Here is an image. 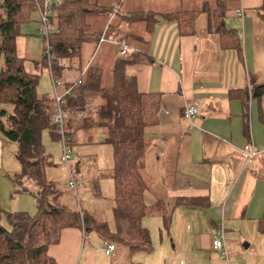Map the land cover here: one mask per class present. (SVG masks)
Listing matches in <instances>:
<instances>
[{
  "label": "crops",
  "instance_id": "1",
  "mask_svg": "<svg viewBox=\"0 0 264 264\" xmlns=\"http://www.w3.org/2000/svg\"><path fill=\"white\" fill-rule=\"evenodd\" d=\"M217 2L193 0L160 12L198 11L194 35L180 36L176 23L162 21L146 36L143 23L122 16L118 29L107 27L103 41L95 49L88 46L90 64L103 66L101 60L94 63L97 50L112 62L120 53L132 62L126 70L138 90L160 94L158 124L146 129L143 174L149 188L144 201L150 208L164 204L170 228L164 229L162 214L145 217L151 238L153 230L159 238L152 253L129 259L120 252L124 248L106 255L105 241L88 243V230L67 228L60 243L49 248L57 264H264V234L258 228L264 216V96L261 101L252 97L253 88L264 84V0H240L226 13L224 26L237 31L241 52L223 49L220 35L210 31L209 10ZM238 9L244 15L236 20ZM122 11L123 4L110 23ZM123 46L129 48L126 55ZM194 100L200 103L199 113L188 121L185 109ZM246 145L257 150L250 163L242 156ZM12 183L13 199L17 190ZM219 228L227 255L213 248Z\"/></svg>",
  "mask_w": 264,
  "mask_h": 264
},
{
  "label": "trees",
  "instance_id": "2",
  "mask_svg": "<svg viewBox=\"0 0 264 264\" xmlns=\"http://www.w3.org/2000/svg\"><path fill=\"white\" fill-rule=\"evenodd\" d=\"M44 1L0 0V104L4 107L0 112V133L16 145L15 158L21 172L12 178L13 182L21 186L20 192L33 196L37 204V213L31 216L26 212H6L0 201V264H57L49 248L60 243L61 233L67 228L95 232L107 244L124 248L130 254L152 253L154 246L149 230L143 225L144 218L162 214L167 231L171 220L163 203L150 208L144 201L149 188L143 174L148 148L146 129L158 124L160 94L138 90L126 70L132 63L128 59L117 62L108 84L102 67L90 61L87 66L83 64L84 46H97L103 35L92 29L90 20L110 18L113 8L124 0H67L52 7L48 38L39 33L43 41L41 65L49 67L46 55L49 45L53 80L63 86L62 92L73 86L72 95L65 96L63 107L70 147L79 143L80 136L88 134V144H96V138L101 135L102 143L112 148L110 177L115 189L112 209L115 230L108 222L82 210L75 212L54 202L55 183L46 175V168L53 162L42 144V133L48 130L53 139L60 140L52 123L55 99L38 95L39 75L27 71L26 59L17 50V40L24 36L22 28L34 22L39 25L38 6ZM239 1L218 0L213 10L206 8L211 12L210 31L220 35L223 49L237 52L242 50L240 36L237 31L226 29L224 20ZM197 14L198 11L187 10L134 11L125 18L132 23H143L146 36L162 21L176 23L180 36H190L196 32ZM72 72L78 77L72 82L64 80L66 73L70 76ZM79 81L81 84L74 86ZM263 96L264 84L256 85L252 97L261 101ZM80 114L83 116L78 120ZM246 132H249L248 124ZM30 183L38 190L30 189ZM4 218L8 227L3 224ZM258 228L264 234V216Z\"/></svg>",
  "mask_w": 264,
  "mask_h": 264
},
{
  "label": "rangeland",
  "instance_id": "3",
  "mask_svg": "<svg viewBox=\"0 0 264 264\" xmlns=\"http://www.w3.org/2000/svg\"><path fill=\"white\" fill-rule=\"evenodd\" d=\"M190 1L184 0V3H178V0H124L123 11L113 23H110L109 17H99L91 19L90 24L94 31L103 33L107 27H111L114 31L119 28V21L122 20V16L127 15L130 11L153 10L160 13L167 10L181 9L182 7H186ZM22 33L24 36L19 37L17 40V50L19 55L26 59L25 67L27 71L39 75L37 93L40 96L53 97L54 90L49 67L41 65L43 41L39 37L38 23L34 22L24 26ZM103 48H106V44L103 45ZM102 52V50L95 52L94 63H99L101 60L102 68L106 73L105 84H108V79H112L110 75L111 70L114 69L118 61L125 60L127 57H122L120 53H116L113 56L112 62V58L107 56L106 53L102 54ZM104 55H106V58L102 60ZM89 57L88 45H85L83 49V64L85 66L88 65ZM1 66L2 62H0ZM77 77L78 74L76 72H72L70 76L66 73L64 80L72 82ZM8 108L11 107L7 106L6 109ZM3 109L4 107L0 104V112ZM68 117L70 116L68 115ZM1 121L2 117L0 115V123ZM96 139H98L96 144H88V134H83L80 136L79 143L71 147V160L69 163L76 182L75 190L69 186L71 176L67 165L62 161L63 146L61 140L53 139L50 131L45 130L42 133V144L46 153L52 157L53 162V165L46 168V175L48 180H52L55 183L57 194L54 199L55 203L75 212L82 210L85 214L97 220L108 222L111 229L115 230L116 225L112 213L115 189L114 182L110 177L113 167L112 148L110 145L102 143L101 135ZM15 150L16 145L6 141L0 133V201L2 202L3 209L5 208L6 211H10L11 209V212H26L34 216L37 213V204L34 197L20 192L21 186L12 183L13 180H11V178H16V175L21 172V166L15 158ZM11 183L16 188L15 190H17L14 192L13 199L9 196ZM29 187L35 191L38 190L31 183ZM3 224L7 225L5 218ZM158 238V231L153 230L151 238L153 246ZM87 239L88 243H93V240H101L95 232H89ZM122 250L127 252L128 259L133 255L126 249H120V252ZM116 259L121 262L120 257L116 256ZM124 263L128 264V262L123 261Z\"/></svg>",
  "mask_w": 264,
  "mask_h": 264
},
{
  "label": "built area",
  "instance_id": "4",
  "mask_svg": "<svg viewBox=\"0 0 264 264\" xmlns=\"http://www.w3.org/2000/svg\"><path fill=\"white\" fill-rule=\"evenodd\" d=\"M67 0H45L43 4L38 6V17H39V33L46 38H48L50 34V27H49V22H50V16L52 14V7L53 6H60L63 3H65ZM121 6H115L113 8V13L112 15H116L119 13ZM244 11L241 9L236 10V20L243 18ZM52 32V31H51ZM104 37V36H103ZM101 41H103V38ZM129 51V48L127 46H123L122 48V55H126ZM46 55L47 59L49 62V68H51L50 63L53 60V56L51 54V47L47 45V50H46ZM50 70V69H49ZM51 73V71H50ZM52 84H53V97L55 99V104L56 108L54 113L52 114V123L56 126V132L60 136V140L63 146V156H62V161L67 165L71 180L69 183V186L72 189L76 190V182L74 179V174L72 172V169L70 167V160H71V147L69 145V139L66 135V130H65V120H64V110L63 107L65 105V96L67 95H72L73 92V86H69L64 92L60 91V87L62 86L59 82H55L52 78ZM81 82H77L74 86L80 85ZM200 109V103L199 101H192L185 109V118L188 121H193ZM82 114L79 115L78 119L82 118ZM257 154V150L255 147L251 145H246L242 151V156L245 159L246 162H252L254 156ZM213 248L214 250L223 253L224 255H227L226 252V247H225V240H224V232L222 228H219L214 234H213ZM116 250L115 245L108 244L106 248L104 249L106 255H111L114 251Z\"/></svg>",
  "mask_w": 264,
  "mask_h": 264
}]
</instances>
